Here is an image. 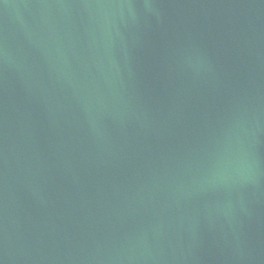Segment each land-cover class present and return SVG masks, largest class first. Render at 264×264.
<instances>
[{
    "label": "water",
    "instance_id": "1",
    "mask_svg": "<svg viewBox=\"0 0 264 264\" xmlns=\"http://www.w3.org/2000/svg\"><path fill=\"white\" fill-rule=\"evenodd\" d=\"M0 264H264V0H0Z\"/></svg>",
    "mask_w": 264,
    "mask_h": 264
}]
</instances>
